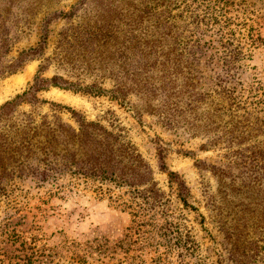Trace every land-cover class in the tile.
<instances>
[{
  "label": "trees",
  "instance_id": "1",
  "mask_svg": "<svg viewBox=\"0 0 264 264\" xmlns=\"http://www.w3.org/2000/svg\"><path fill=\"white\" fill-rule=\"evenodd\" d=\"M103 1L96 15L59 33L51 55L45 54L48 36L30 49L42 59L38 74L0 109V196L15 202L18 179L32 176L50 184L61 198L82 181L99 195L129 187L133 198L162 202L155 183L138 188L150 180L151 170L134 144L76 109L43 96L53 87L91 95L111 93L117 101L136 92L159 101L157 111L167 126L206 138L204 149L228 151L222 154L224 165L199 160L197 167L218 174L223 182L231 178L233 186L243 179L238 190L252 192L257 206L249 210L253 222L264 223V139L252 143L264 135V86L257 78L249 83L243 78L251 48L258 47L261 36L248 19L231 14L239 0ZM75 16L77 10L64 14L68 20ZM80 58L86 59L91 72L106 73L112 88L97 82L83 85L59 71L45 75L52 65L66 70ZM46 104L53 114L37 115L36 109ZM65 111L77 127L63 120ZM160 162L167 170L163 154ZM169 176L179 200L189 207L186 181L174 171ZM248 220L243 218L245 224ZM182 226L178 218L167 215L160 236L181 255L193 253L196 239ZM254 240L236 246V264L255 260Z\"/></svg>",
  "mask_w": 264,
  "mask_h": 264
},
{
  "label": "rangeland",
  "instance_id": "2",
  "mask_svg": "<svg viewBox=\"0 0 264 264\" xmlns=\"http://www.w3.org/2000/svg\"><path fill=\"white\" fill-rule=\"evenodd\" d=\"M103 3L0 0V109L38 74L42 59L30 49L48 36L45 54L51 55L59 33L96 15ZM238 3L231 14L248 19L261 36L258 47L251 48L243 78L248 83L257 78L264 86V0ZM76 10L78 16L64 18L66 12ZM85 60L70 62L66 70L52 65L45 75L51 77L59 71L83 85L97 82L111 89L113 83L106 73L97 69L91 72ZM43 96L76 109L134 144L151 170L150 180L138 188H151L155 183V192L158 190L163 199L144 203L142 197L133 198L129 187L99 195L79 180L73 193L61 198L48 183L32 176L18 179L20 192L15 202L0 196V264H236V246L246 239L257 241V255L251 264H264V233L258 232L264 230V223L255 224L249 213L257 207L252 192L238 190L243 179L233 186L231 178L223 182L218 174L197 167L199 160L224 165L226 149H204L206 138L167 126L157 111L159 101L150 94L132 92L124 101H117L111 93L91 95L53 87ZM36 112L53 114L47 104ZM61 117L77 127L69 111ZM263 139L264 135L252 143ZM161 154L167 170L161 168ZM169 171L186 181L191 193L189 207L182 204L175 186H171ZM167 215L178 218L184 232L186 227L190 230L197 242L193 253L181 255L180 249L161 238L160 227ZM243 218H249L247 224Z\"/></svg>",
  "mask_w": 264,
  "mask_h": 264
}]
</instances>
